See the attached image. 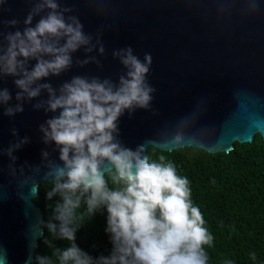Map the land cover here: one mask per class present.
<instances>
[{
    "label": "water",
    "instance_id": "1",
    "mask_svg": "<svg viewBox=\"0 0 264 264\" xmlns=\"http://www.w3.org/2000/svg\"><path fill=\"white\" fill-rule=\"evenodd\" d=\"M257 134L264 0H0V264H35L41 182Z\"/></svg>",
    "mask_w": 264,
    "mask_h": 264
},
{
    "label": "trees",
    "instance_id": "2",
    "mask_svg": "<svg viewBox=\"0 0 264 264\" xmlns=\"http://www.w3.org/2000/svg\"><path fill=\"white\" fill-rule=\"evenodd\" d=\"M147 175L39 184L35 264H264V141L229 153L150 147Z\"/></svg>",
    "mask_w": 264,
    "mask_h": 264
}]
</instances>
